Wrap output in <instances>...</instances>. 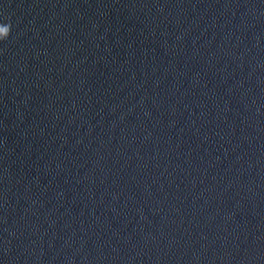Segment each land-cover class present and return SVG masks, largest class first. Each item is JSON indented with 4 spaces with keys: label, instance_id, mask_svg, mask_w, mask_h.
I'll return each mask as SVG.
<instances>
[{
    "label": "water",
    "instance_id": "95a60500",
    "mask_svg": "<svg viewBox=\"0 0 264 264\" xmlns=\"http://www.w3.org/2000/svg\"><path fill=\"white\" fill-rule=\"evenodd\" d=\"M0 264H264V0H0Z\"/></svg>",
    "mask_w": 264,
    "mask_h": 264
},
{
    "label": "clouds",
    "instance_id": "9594fccd",
    "mask_svg": "<svg viewBox=\"0 0 264 264\" xmlns=\"http://www.w3.org/2000/svg\"><path fill=\"white\" fill-rule=\"evenodd\" d=\"M12 32V24L0 22V41H6L10 37Z\"/></svg>",
    "mask_w": 264,
    "mask_h": 264
}]
</instances>
